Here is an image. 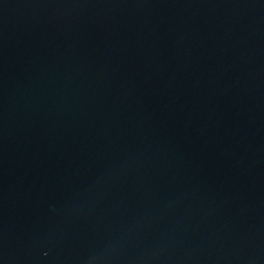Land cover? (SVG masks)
Here are the masks:
<instances>
[{
    "label": "water",
    "instance_id": "water-1",
    "mask_svg": "<svg viewBox=\"0 0 264 264\" xmlns=\"http://www.w3.org/2000/svg\"><path fill=\"white\" fill-rule=\"evenodd\" d=\"M0 264H264V0H0Z\"/></svg>",
    "mask_w": 264,
    "mask_h": 264
}]
</instances>
